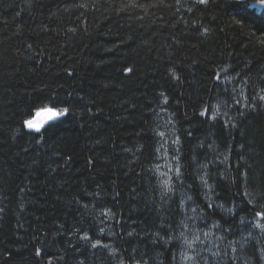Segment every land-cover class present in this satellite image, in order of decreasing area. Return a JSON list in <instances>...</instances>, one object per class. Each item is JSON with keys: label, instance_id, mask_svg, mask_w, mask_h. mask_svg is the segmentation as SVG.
<instances>
[{"label": "trees", "instance_id": "1", "mask_svg": "<svg viewBox=\"0 0 264 264\" xmlns=\"http://www.w3.org/2000/svg\"><path fill=\"white\" fill-rule=\"evenodd\" d=\"M257 2L0 0V264H264Z\"/></svg>", "mask_w": 264, "mask_h": 264}, {"label": "snow or ice", "instance_id": "2", "mask_svg": "<svg viewBox=\"0 0 264 264\" xmlns=\"http://www.w3.org/2000/svg\"><path fill=\"white\" fill-rule=\"evenodd\" d=\"M196 2L199 3V4H206L207 0H196ZM258 3H260L261 5H264V0H258ZM259 99L264 101V96H260ZM44 111H46V112L51 114L48 117L49 119H53L56 116H60V115L66 114L69 110L67 108H64L62 110H57V109H53V108H47ZM24 123H25V125L28 128L34 129L37 132H39L41 127H43L42 124L41 125H37L33 120H26V121H24ZM177 171H179V170L177 169ZM169 191H171V189H169ZM209 207H211V205H209ZM108 214H109L108 212H103L102 213V215H104V216H107ZM255 216L259 217L260 219H264V212H256ZM254 227L264 230V224H261L259 222L255 223ZM101 231H103V229H101ZM83 238L84 239H89V237L86 236V235ZM170 239H171V237H170ZM197 239H198V237H197ZM97 243H99V242H97ZM186 243H189V246H191V242L186 241ZM96 246H97L96 244H93V247H96ZM39 254H40V250L38 249L37 250V255H39ZM189 259H190V257H189Z\"/></svg>", "mask_w": 264, "mask_h": 264}, {"label": "water", "instance_id": "3", "mask_svg": "<svg viewBox=\"0 0 264 264\" xmlns=\"http://www.w3.org/2000/svg\"><path fill=\"white\" fill-rule=\"evenodd\" d=\"M47 109V108H45ZM45 109H41L40 111H38L32 118H30L29 120H33L37 125H43V127H41V129H43L46 125H48L50 122H52L55 118L53 119H49L48 117L51 115L50 113L44 111ZM54 109V108H53ZM28 128V127H27ZM30 129V128H29ZM40 129V130H41ZM34 130V129H32Z\"/></svg>", "mask_w": 264, "mask_h": 264}, {"label": "rangeland", "instance_id": "4", "mask_svg": "<svg viewBox=\"0 0 264 264\" xmlns=\"http://www.w3.org/2000/svg\"><path fill=\"white\" fill-rule=\"evenodd\" d=\"M257 5H258V7H259V9H261V10H263L264 9V5H261L260 3H256Z\"/></svg>", "mask_w": 264, "mask_h": 264}]
</instances>
